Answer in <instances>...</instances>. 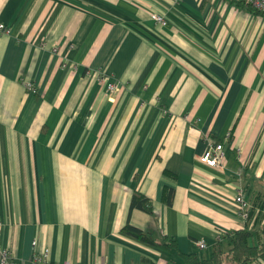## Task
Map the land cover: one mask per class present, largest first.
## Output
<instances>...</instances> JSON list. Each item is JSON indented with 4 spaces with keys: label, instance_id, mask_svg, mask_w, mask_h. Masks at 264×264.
<instances>
[{
    "label": "crops",
    "instance_id": "obj_1",
    "mask_svg": "<svg viewBox=\"0 0 264 264\" xmlns=\"http://www.w3.org/2000/svg\"><path fill=\"white\" fill-rule=\"evenodd\" d=\"M242 1L0 0V221L19 264H183L178 252L209 258L218 234L256 243L264 16ZM220 144L223 164H202Z\"/></svg>",
    "mask_w": 264,
    "mask_h": 264
},
{
    "label": "trees",
    "instance_id": "obj_2",
    "mask_svg": "<svg viewBox=\"0 0 264 264\" xmlns=\"http://www.w3.org/2000/svg\"><path fill=\"white\" fill-rule=\"evenodd\" d=\"M242 2L252 12L264 16V11L255 9L245 1ZM173 196L174 191L171 189L166 195L168 205L172 204ZM131 207L151 213L148 199L141 194L134 195ZM123 232L160 250L170 251L171 249H177L176 242L170 241L166 237L155 238L150 233L144 232L129 223L123 228ZM256 238L258 240L254 243V234L252 232L240 230L226 235L221 242H217L209 258H201L197 254H183L181 252H178V255L182 259L183 264H248L258 259H264V229Z\"/></svg>",
    "mask_w": 264,
    "mask_h": 264
},
{
    "label": "built area",
    "instance_id": "obj_3",
    "mask_svg": "<svg viewBox=\"0 0 264 264\" xmlns=\"http://www.w3.org/2000/svg\"><path fill=\"white\" fill-rule=\"evenodd\" d=\"M243 1L253 6L257 10L264 11V0H243ZM152 19L158 24H161L163 26L167 25V21L163 16H160L158 14H153ZM7 32L8 30L5 28V26L1 25L0 33H7ZM101 80L104 81L103 79ZM108 88L111 93H114L117 90V86L114 84H109ZM200 162L202 164L207 165L210 168L220 167L224 162L223 145L220 144L208 148V150L205 151V153L200 157ZM236 203L239 206L240 216L244 220H248L250 217V204L245 199L243 191L238 192V195L236 197ZM2 230H3V222L0 221V264H19L15 256L12 254V252L4 246L2 239ZM223 238H224L223 234H218L216 240L217 242H221ZM35 245L36 242L33 243V246ZM195 245L201 250L207 248V243L204 241L196 242ZM44 259H47V252H45V254L42 255L34 254L35 262H43ZM43 264H48V263L45 262ZM66 264H72V263H66Z\"/></svg>",
    "mask_w": 264,
    "mask_h": 264
}]
</instances>
